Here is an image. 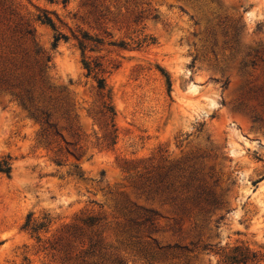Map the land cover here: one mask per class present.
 Listing matches in <instances>:
<instances>
[{"label":"rangeland","instance_id":"1","mask_svg":"<svg viewBox=\"0 0 264 264\" xmlns=\"http://www.w3.org/2000/svg\"><path fill=\"white\" fill-rule=\"evenodd\" d=\"M4 163L0 264H264V0H0Z\"/></svg>","mask_w":264,"mask_h":264},{"label":"trees","instance_id":"2","mask_svg":"<svg viewBox=\"0 0 264 264\" xmlns=\"http://www.w3.org/2000/svg\"><path fill=\"white\" fill-rule=\"evenodd\" d=\"M40 20L43 23H46V24H49V25L53 26V23H52L51 19L47 16L46 13H44L43 16L40 17ZM59 38H60V35L55 36V38H54V40H55L54 44L57 43V41H58ZM80 45H81V47H83V45L81 44V42H80ZM96 66H98V64H95L94 65V67H96ZM87 71H88V73L91 71V67L90 66H87ZM97 87H98V89H103V87H104V79L103 78H101V79L98 80ZM167 87H168V90H170L169 89L170 88V82H169L168 79H167ZM108 111L112 113L113 110H112L111 107H108ZM112 114H114V113H112ZM7 170H8V167H6V164L5 163L2 166L0 165V171H7ZM252 257H255V254H252ZM240 261H237V262H240Z\"/></svg>","mask_w":264,"mask_h":264}]
</instances>
